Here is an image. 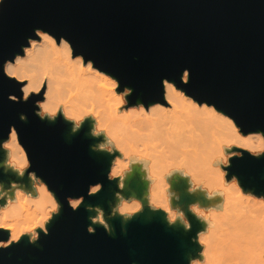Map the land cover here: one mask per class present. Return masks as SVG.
<instances>
[{
    "label": "water",
    "instance_id": "water-1",
    "mask_svg": "<svg viewBox=\"0 0 264 264\" xmlns=\"http://www.w3.org/2000/svg\"><path fill=\"white\" fill-rule=\"evenodd\" d=\"M36 26L68 36L78 50L133 86L130 102L157 98L162 76L179 83L180 71L189 67L191 79L184 87L190 92L231 113L244 134L264 129V0H4L0 61L19 50ZM12 91L20 95L18 87L0 74V140L7 138L8 125L16 123L32 167L56 189L63 207L49 233L36 243L29 244L24 237L0 249V264H187L190 256L198 255L202 246L191 236L203 222L188 211L198 193H187L186 178L172 180V186L193 223L190 232L179 221L170 225L162 210L145 206L123 224L126 231L117 215L109 219L112 234L102 225L88 233V217L95 212L83 204H99L107 214L119 190L106 176L111 156L90 151L94 139L85 135L86 127L69 136L64 122L41 121L30 102L8 100ZM20 112L28 114L27 122L19 120ZM233 174L245 190L264 194V156L253 159L246 153L244 158H232L226 178ZM10 178L0 172V179ZM96 180L103 181L102 191L87 195L88 183ZM133 181L121 190L126 196L135 195L132 189L142 190ZM78 194H84L85 201L73 211L65 197ZM6 235L0 230V239Z\"/></svg>",
    "mask_w": 264,
    "mask_h": 264
},
{
    "label": "clouds",
    "instance_id": "clouds-1",
    "mask_svg": "<svg viewBox=\"0 0 264 264\" xmlns=\"http://www.w3.org/2000/svg\"><path fill=\"white\" fill-rule=\"evenodd\" d=\"M32 33L19 50L0 61V74L20 92H8L7 99L18 104L30 102L41 121L64 122L69 136L86 127L85 135L94 139L90 151L111 156L106 176L119 190L114 192L107 214L99 204H83L95 212L88 217V233L94 234L96 226L102 225L112 234L109 219L117 215L122 218L121 230L126 231L123 224L145 206L151 211L162 210L170 225L179 221L190 232L193 223L179 203L181 194L170 182V178L175 182L186 178L188 194L199 192L210 201L205 204L196 199L187 205L196 220L203 222L191 236L193 243L202 247L187 264H264V194L245 190L236 174L226 179L232 158H244L246 153L253 159L264 156V129L242 134V125L238 127L231 113L190 92L184 87L190 83L189 67L180 71L179 83L162 76V92L157 98L137 97L130 102L134 87L78 50L68 36L40 26ZM19 120L27 122L28 114L20 112ZM0 144V172L12 177L0 179V230L7 234L0 239V249L24 237L34 244L49 233L63 202L49 180L32 167L16 123L8 125L7 138ZM137 168L146 182L143 210L136 195L126 196L121 191ZM103 187L102 180L90 182L87 195L98 194ZM65 199L76 211L85 195H67Z\"/></svg>",
    "mask_w": 264,
    "mask_h": 264
},
{
    "label": "bare ground",
    "instance_id": "bare-ground-1",
    "mask_svg": "<svg viewBox=\"0 0 264 264\" xmlns=\"http://www.w3.org/2000/svg\"><path fill=\"white\" fill-rule=\"evenodd\" d=\"M242 134H244L243 132H242ZM247 134V133H246ZM140 172H139V169L137 168L136 170H133V172L132 173H130L129 174V176L126 178V182H125V184L127 183V181L128 182H131L132 180H134L133 182L134 183H137V184H140L141 185V187L140 188H142V190L138 193L135 189H132L131 190V192L133 193V194H135L137 197L136 198H138V199H140V203H141V205H142V194H143V192H144V190H145V187H146V182H143L142 180H141V178H140ZM172 178H170V182H172ZM173 188H175L174 186H172ZM127 188H128V186H127ZM170 190H171V186H170ZM198 199L200 198V200H201V196H203V194L202 193H199L198 192ZM141 197V198H140ZM204 198V197H203ZM210 201H207V200H205L204 199V203L206 204V203H209ZM214 202V201H213Z\"/></svg>",
    "mask_w": 264,
    "mask_h": 264
},
{
    "label": "rangeland",
    "instance_id": "rangeland-1",
    "mask_svg": "<svg viewBox=\"0 0 264 264\" xmlns=\"http://www.w3.org/2000/svg\"><path fill=\"white\" fill-rule=\"evenodd\" d=\"M227 179V178H226ZM254 194V193H253ZM143 206V205H142Z\"/></svg>",
    "mask_w": 264,
    "mask_h": 264
}]
</instances>
